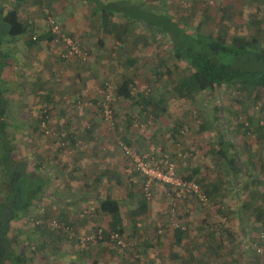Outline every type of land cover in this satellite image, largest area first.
Listing matches in <instances>:
<instances>
[{
  "label": "rangeland",
  "instance_id": "374dc122",
  "mask_svg": "<svg viewBox=\"0 0 264 264\" xmlns=\"http://www.w3.org/2000/svg\"><path fill=\"white\" fill-rule=\"evenodd\" d=\"M74 1L24 0L19 6L21 18L29 26L30 32L15 41L8 39L7 46L5 45L3 49L5 54L11 56L9 66L4 69V78L9 82L6 89L8 110L5 119L8 123L9 136L16 145L15 157L27 159L31 166L41 165L43 169H47L44 171L49 172L50 177L51 173L57 175V172H61L60 168L68 171L73 167L71 157L73 153H69L73 152V146L70 145V139L65 135L66 126L63 127L64 129L58 127L59 124L65 125L67 122L72 123L83 118L80 123L85 122V128H81L82 130L77 128L76 133L79 132V135L83 134V137H89L87 127L90 125L93 129L92 141L95 142L94 153L105 155L106 158L111 157L110 163L117 166L115 170L118 171L117 173L121 177L119 179L123 182L116 188L118 198L125 199V193L129 189L134 191V193L128 194L130 195L128 201L121 200L122 203H129L122 208L124 226L122 228L125 229L123 234L125 239H130V232L134 233L135 231L139 234L144 226H151L150 230L160 238L172 235L177 230V226L185 227V231L192 234L199 231L198 221L209 215L213 205L204 206L195 199L181 204L168 198L167 186L155 182L148 187L144 177L136 171L130 159L123 154L118 143L123 142L133 146L139 154L154 163H156L155 160L159 162L163 159H173L179 152H182V158H196L198 161L202 158L207 159L214 146L207 141L210 139L209 132L217 126L221 127L219 123L226 125V116L222 115L223 113L220 114V120L212 125L213 127L210 125V119L218 115L216 111H213L212 105H217L218 107L222 106L223 111L224 109L228 111L226 115L233 126L232 132L235 131V148L241 151L246 145L253 148L264 143V92L258 90L244 92L232 88L230 90L223 89L213 95L210 94V91H206L196 94L192 98L179 97L175 88L179 83L187 81L192 71L187 63L174 57L171 41L167 35L158 34L156 28H150L148 23L154 24L155 20H171L173 18L175 23L169 22V24L185 28L182 31L187 34H193L196 31L203 34L228 32L255 36L258 31H263L264 37V0H115L118 7L122 10L129 9L130 14L134 13L138 19L132 23L124 17L126 15L123 13H115L113 21L119 25L118 29L120 31L121 28L127 29L125 43L116 38V33H113L112 36L104 35V38L92 37L93 32L91 31L96 29L94 27L96 24H99L100 34L103 31L101 16L99 15V18L98 15L97 17L93 14V9H96L97 6L94 1ZM105 1L107 3L111 0ZM7 6L13 7V3H8ZM84 6V11L88 15L84 28L81 27L83 35L82 37L76 36L77 40L90 52L91 61H93V55L102 58L96 59L95 65L91 61H89L90 63L87 61L88 63L78 67H82L84 73L88 71L91 74L93 73L91 67H101L102 59L109 61L110 57H117L115 60L118 61L103 66V68L106 67V70L104 69L102 72L104 78L98 75L90 82L92 86L85 84L83 89H79L78 97L88 102L87 108L85 106L74 112L72 109H65L64 103L58 108L61 110H58L59 112L57 109L49 110L44 107V104L42 106L44 97H41V93L38 92L49 91L52 80L45 89L43 83H46L57 73L61 75L62 70L64 72L72 70L73 65L69 60L59 58L58 52L64 49L63 45L59 41L55 44L49 41L52 32L49 15L65 30L67 29L66 22L71 18L69 16L73 10H80ZM179 7L182 10V19L175 15V10ZM111 43L112 46H107ZM89 45H92L93 48L91 49ZM126 58L134 59V63L129 68L126 65ZM112 65L114 69H111ZM125 68L129 72L134 70V80L129 82L134 93V103H130L134 112L121 114L118 98L121 95L119 87L124 83L122 77ZM65 76L64 78H66ZM107 80L112 86L115 97V101L112 102L116 113L115 129L109 128L103 119L100 105L104 100V89L103 94L98 93L96 99L91 97L92 93L98 90L99 85L103 86L102 81ZM63 81L67 82L68 80ZM117 83H119L118 88ZM68 101L69 99L66 100V103ZM46 115L49 116L46 117ZM87 115L92 118L91 121H85ZM249 119L253 121L249 126L251 130L245 128ZM205 125L209 127L207 134L208 130H201V127L205 129ZM227 135L228 133L225 134V136ZM57 153L63 155H57L62 160L55 159ZM152 153H154L155 160L151 159ZM50 168H54V171H48ZM179 168L178 164L177 169ZM182 169L184 170L183 176L188 171H192L191 167L187 168L185 164ZM57 177L53 179L59 180ZM187 177L199 181L194 172ZM54 184L56 185L55 181L51 182L47 188L45 197L39 202L38 211L30 213L16 226L21 234L20 240L16 242V250L19 253L24 251L31 259L34 257L38 259L35 253L37 254L39 251L43 234L51 237L53 232L63 233L62 226L61 229L51 227L46 230L36 228L32 223V219H35L36 216L39 217L44 210H46L47 218L63 220L61 216L65 209L52 201V198H56L57 192L54 190L56 188ZM102 185L104 184L102 183ZM81 186H85L82 181L78 186L69 187L66 199H70V202L77 200L76 195ZM93 186L95 187V185ZM96 187H98V196L107 195L103 190H100L101 186L97 185ZM130 203H132L131 206ZM183 205L194 207L196 216L193 214L183 219L184 207H181ZM93 215L97 216L98 211H95ZM102 219L103 221L108 220V215ZM70 225L74 227L73 224ZM208 227H210L209 223ZM98 228L110 230L107 221L106 224L101 223L96 226L95 230ZM75 230L77 233H81V231ZM93 231L94 229L91 232L93 233ZM145 233L142 232V234ZM134 239L139 238L134 235ZM149 246L144 245L146 248ZM32 248L38 250L34 253L31 251ZM134 261L137 264H145V258H137Z\"/></svg>",
  "mask_w": 264,
  "mask_h": 264
},
{
  "label": "crops",
  "instance_id": "0c3cea01",
  "mask_svg": "<svg viewBox=\"0 0 264 264\" xmlns=\"http://www.w3.org/2000/svg\"><path fill=\"white\" fill-rule=\"evenodd\" d=\"M114 1L111 0L107 3ZM73 2L75 1L73 0ZM103 2L106 3L105 0H103ZM81 9L77 11L75 9L73 10L72 14L69 16L71 18L66 22L68 30H64L67 34H70L76 39H78L76 36L82 37L83 31L81 30V27L84 28L88 15L87 12L84 11L85 6ZM94 9V16H99V14H96V9ZM94 27H96V29L92 31L90 30L93 32L92 37L97 38L99 36V38H104V35H107L104 31L100 34L101 29H99V24H96ZM108 35L112 36V34ZM50 37H52V35ZM125 37L123 38V43H125ZM52 42L54 44L57 42L55 36L54 40L50 43ZM109 45L112 46V43L107 44V46ZM89 47L91 49L93 48L92 45H89ZM59 53L60 51L58 52V55ZM59 58L62 59L60 56ZM101 58L93 55V61H91V56L89 61L95 65V60ZM115 58L117 57H110L109 61L102 59L101 67H91V70L93 69V73L91 74L88 71H85L84 73L82 71L83 68L78 67L83 66L89 61L82 62L75 59H66L73 64L72 70L67 72L62 70L61 75L57 73L50 80H47L46 83H43L45 89L52 80V86L49 91L46 92L44 90L43 92H38L41 93V95L39 94L41 97H44V100L41 103L42 106L45 105L44 107L49 110L57 109L58 111V108L65 103L64 108H68V110L71 109L69 105L74 103L75 100L81 99L77 94L79 89H83L85 84L92 86L90 82L96 79L98 75L99 77L104 78L105 76H103L104 74H102V72H104L106 67L103 68V66L105 64H114L118 61L115 60ZM126 60L127 67H131V64L134 63V59L126 58ZM111 67V69H114L113 65ZM64 76L66 78H64ZM122 78L124 79V83L119 87V94H121L118 98V102L121 105L119 112H121V114L133 113L134 110L130 106V103H134V93L129 82L130 80H134V70L129 72L125 68V70H123ZM63 80L68 81L64 82ZM98 80L100 79L98 78ZM125 81H127L126 84ZM105 82L102 81L103 86ZM118 84L119 83H117V88ZM101 86L99 85L98 90H96L95 93H92V98L96 99L98 93L103 94L104 87L102 86V90L100 91ZM125 86H127L128 91L126 90V92L130 93L131 98H126L124 96L126 95L124 91ZM210 94L213 95L211 92ZM67 99H69L68 103H66ZM121 103H123L125 107ZM212 106L213 111H216L215 107L217 108V105ZM85 108H87V106ZM77 111L78 110H75L74 112ZM222 111L223 107L219 106V113L216 112L218 113L219 118L220 114H225L226 125H224V123H219L221 127L217 126L211 132L208 130V125H205V130H208L206 131V134L208 132L210 134V139L207 141L214 145L211 149V154L207 159L202 158V160L198 161L196 158H182V152L175 155L173 159H168L176 162L177 166L179 164L180 168L178 169V172L181 176H183L182 173L184 170L182 167L184 164L187 168L190 166L192 171H188L185 176L187 177L194 172V175L199 178V181L197 179L195 180L200 182L211 196V202L204 206L213 205V209L209 215L204 216L203 219L197 223L200 225V228L199 225L198 228L201 232L199 230L192 234L191 232L185 231V227L177 226V229L183 231V234L178 240L176 236L177 230L174 231L172 235L160 238V236L154 235V232L150 230L151 226H141L143 229L139 234L135 231L134 233L130 232V239H128L136 244V253L138 257L135 256L136 254H133L134 251H124L108 240L103 242L79 244L75 238H70L62 232H53L51 237L43 234L42 239H39L40 246L37 254L35 252L38 249H31V251H34L35 256L38 257V259L34 257L36 261L32 259L28 264H137L134 261V259L137 260V258H145V264H244V261H246L245 264H263L262 259L255 251V244L260 241L264 230L261 226L264 219V143L258 144L253 148L246 145L245 148H243V151L237 150L234 146L235 131L232 132L233 126L226 115V112L228 111L226 109H224L223 112ZM217 116L215 115V117L210 119L209 122H211V126L214 125V123H217ZM86 117L85 121H91L92 118L90 116L87 115ZM82 120L83 118H80L79 121H74L72 123L67 122L65 125L59 124L58 128L66 126L67 131L65 135L70 139V145L73 146V152H69L70 154L73 153L71 156L73 167L68 171L60 168L62 173L60 171L59 173L57 172V175L51 173L50 178L52 183L55 181L56 185L54 184V187L56 188L54 190L57 191L56 198H52V201L57 203L59 207L65 209L62 212L63 215L61 218L65 220L64 222L73 224L75 229L81 231L80 234H90L92 233V229H94L93 232H95L96 226H99L101 223L106 224L107 221L108 225L111 227L113 222L111 215L102 211L100 207L101 203H99V201L104 200L107 197L119 201L121 207L120 218L122 219V208L124 206L126 207L129 203H122L121 200H124L125 202L128 201L130 197L128 194H132L134 191L129 189L125 193V199L118 198L116 188L117 185L123 182L119 179L121 177L117 173L118 171L115 170L117 166L110 163L111 157L106 158L105 155L101 156L94 153L93 147H95V142L92 141L93 129L90 125L87 127V134L89 137H83V134L79 135V132L76 133L77 128L79 130L85 128V122L80 123ZM28 123L24 124L26 125ZM226 133H228L227 136H225ZM225 146L227 149L229 148V150L224 155L221 153V150ZM153 154L154 153H152L151 157L155 160ZM57 155L60 156L62 154L57 153L55 155L56 160H62V158H58ZM164 161L166 160L163 159L159 162L155 160L156 164H161ZM232 161H234L233 164H231ZM53 169L54 168H50L48 171L52 172L54 171ZM46 173L48 174L49 172ZM56 177L57 179L59 178V180L53 179ZM81 181L84 182L85 186L78 188V194L76 195L77 200L70 202V199H66L68 191L70 190L69 187L78 186ZM102 183L104 185H102ZM93 185H95V187ZM97 185H99V187L101 186L100 190H103L104 193L107 194L106 196H98ZM72 190L75 191V189ZM167 192L170 200L184 204V202L174 200V198L170 196L169 188ZM131 205L132 203H130V206ZM181 207H184L182 211L184 213L183 219L193 214L196 216L195 208L191 207V205H188L187 207L183 205ZM44 211L46 212V210ZM95 211H98L97 216L93 215L95 214ZM106 215H108V220L106 219V221H103L102 217L105 218ZM208 223L210 227H208ZM121 225L124 228L123 222ZM142 232L146 233L142 234ZM134 235L139 239H134ZM144 245L150 246L146 248ZM143 253L146 255H142Z\"/></svg>",
  "mask_w": 264,
  "mask_h": 264
},
{
  "label": "trees",
  "instance_id": "16d2710c",
  "mask_svg": "<svg viewBox=\"0 0 264 264\" xmlns=\"http://www.w3.org/2000/svg\"><path fill=\"white\" fill-rule=\"evenodd\" d=\"M23 1L0 0V264H28L32 260L24 251L19 253L16 250V242L21 237L16 226L30 213L38 211L39 202L45 197L47 188L51 184L50 176L41 165L31 166L27 159L15 157L16 145L9 136L8 123L5 119L8 110L6 89L9 82L4 78V69L9 66L11 56L5 54L3 49L5 45L7 46L8 39L15 41L30 32L29 26L20 14L19 6ZM85 1H94L97 6L96 14L102 18L104 33L112 35L116 33L115 36L120 42H124L123 38L127 29L121 28V31L118 29L119 25L113 21L115 13H123L126 15L124 17L132 23L138 21L134 13L130 14L129 9L122 10L115 1L110 3H105L103 0ZM11 2L13 7L7 6ZM181 11L180 7L175 10V15L180 19H182ZM144 22L146 21L144 20ZM169 22L175 23L171 18V20H155L154 24L148 23V26L155 27L158 34L167 35L171 41L174 57L187 63L192 71L190 78L179 83L175 88L181 98H192L196 94L206 91L217 94L223 89L230 90L232 88L244 92L248 90L264 92L263 31H258L255 36L228 32L203 34L196 31V33L187 34L182 31L185 28L171 25ZM51 35L50 42L54 40L52 32ZM107 82L104 83V91L107 88ZM126 90L127 86L124 87L126 93L124 96L131 98L130 93ZM215 110L219 113L218 106L215 107ZM46 117L48 116L46 115ZM218 120H220L219 116L216 118V121ZM252 122V119H249L248 125L245 127L247 130H251L249 126ZM201 130L205 129L201 127ZM228 150L229 148L227 149L225 146L221 153L225 155ZM233 163L234 161L231 164ZM198 183L200 184V182ZM207 193L210 196L209 192ZM99 203H101L102 211L112 217L113 222L110 230L124 234L121 226L120 202L107 197ZM38 220L44 222L50 220L46 217L45 211L39 217L36 216L35 219H32V223L36 228L49 230L48 227L36 225ZM60 222L64 223L61 219ZM182 234L183 231L177 229L178 240ZM105 240L110 242L109 238ZM114 245L124 251L130 250L117 244ZM134 245L136 247L135 243ZM135 253L133 254L135 255Z\"/></svg>",
  "mask_w": 264,
  "mask_h": 264
},
{
  "label": "built area",
  "instance_id": "2783aa9c",
  "mask_svg": "<svg viewBox=\"0 0 264 264\" xmlns=\"http://www.w3.org/2000/svg\"><path fill=\"white\" fill-rule=\"evenodd\" d=\"M49 18L50 24L52 26V33L54 34L56 40L59 41L64 47V49L59 53L60 57L64 59H77L82 62L89 61L90 53L87 48L78 42L76 38L72 37L70 34H67L64 29L55 22L51 15H49ZM106 86L107 88L104 91V100L102 101L100 107L106 125L111 129H115L116 116L115 110L112 106V102L115 101V97L111 84L107 82ZM87 104V101L80 99L72 103L70 107L75 111L82 109ZM118 146L123 154L133 163L136 171L144 177L148 187L157 182L169 188L170 196L174 198V200L186 202L191 199H195L202 205H207L211 202V197L198 183V181L194 179H188L179 174L176 162L166 160L161 164H156L139 154L136 148L130 146L127 143L119 142ZM36 225L48 228L54 227L57 229H61L63 227V233L68 235L70 238H75L79 243L83 244L101 242L106 238H109L110 242L123 248H128L131 251H134L133 253H135L136 247L134 243L125 239L124 235L119 231H107L103 228H98L95 232L90 234H79L76 232L73 226L68 223L61 224L60 220L57 219H50L46 222L43 220H38ZM261 226L264 228V221ZM255 251L262 259L264 264V230L262 232L260 241L255 244ZM135 256L138 257V255Z\"/></svg>",
  "mask_w": 264,
  "mask_h": 264
}]
</instances>
